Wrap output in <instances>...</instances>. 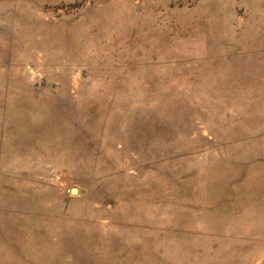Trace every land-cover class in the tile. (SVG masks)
Returning a JSON list of instances; mask_svg holds the SVG:
<instances>
[{"label": "rangeland", "instance_id": "rangeland-1", "mask_svg": "<svg viewBox=\"0 0 264 264\" xmlns=\"http://www.w3.org/2000/svg\"><path fill=\"white\" fill-rule=\"evenodd\" d=\"M0 264H264V0H0Z\"/></svg>", "mask_w": 264, "mask_h": 264}, {"label": "water", "instance_id": "water-1", "mask_svg": "<svg viewBox=\"0 0 264 264\" xmlns=\"http://www.w3.org/2000/svg\"><path fill=\"white\" fill-rule=\"evenodd\" d=\"M73 192H75V191H73Z\"/></svg>", "mask_w": 264, "mask_h": 264}]
</instances>
